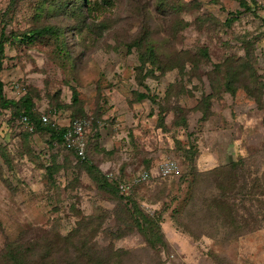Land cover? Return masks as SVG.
Segmentation results:
<instances>
[{
	"label": "rangeland",
	"instance_id": "374dc122",
	"mask_svg": "<svg viewBox=\"0 0 264 264\" xmlns=\"http://www.w3.org/2000/svg\"><path fill=\"white\" fill-rule=\"evenodd\" d=\"M1 38L0 264H264V0H0Z\"/></svg>",
	"mask_w": 264,
	"mask_h": 264
},
{
	"label": "built area",
	"instance_id": "2783aa9c",
	"mask_svg": "<svg viewBox=\"0 0 264 264\" xmlns=\"http://www.w3.org/2000/svg\"><path fill=\"white\" fill-rule=\"evenodd\" d=\"M23 122L26 126L31 129L32 127L29 126V122L26 117H22ZM43 122L47 121V117L42 115ZM87 125V120L85 119H74L72 124L69 128L66 129L64 134V143L67 147H73L75 149L76 154L78 157L83 159L85 157V137L84 131ZM172 172L177 173L176 165L171 159L164 160L158 169L156 170H140L138 176L134 178L135 182H144L149 181L150 179L154 178L156 175L160 177H166L170 175ZM123 190H128L129 185L126 183H121L119 186Z\"/></svg>",
	"mask_w": 264,
	"mask_h": 264
},
{
	"label": "trees",
	"instance_id": "16d2710c",
	"mask_svg": "<svg viewBox=\"0 0 264 264\" xmlns=\"http://www.w3.org/2000/svg\"><path fill=\"white\" fill-rule=\"evenodd\" d=\"M85 2H88L89 0H84ZM46 29H42L41 31H45ZM2 37V36H1ZM25 38H29V36H27V34H24L23 36V40ZM3 52H4V47H3V41H2V38L0 39V69H1V64H2V59H3ZM2 88H3V83L1 82L0 80V99H3V94H2ZM3 103L4 105H8L9 103L11 104H14L13 101L11 100H3ZM22 105L25 109L24 111V117L27 118L28 122L31 121L30 120V116H31V102L29 99L27 98H24V100L22 101ZM30 115V116H29ZM27 128H29L28 126H26ZM66 132V129L65 128H60L57 132H55V134H52V136L55 138V139H59V140H64V134ZM54 133V132H53ZM74 151V150H73ZM76 157L79 159L80 157H78V155L76 154V152L74 151ZM85 153H86V150H85ZM81 159V158H80ZM140 171H138L137 173H135L133 175V177H131V179L129 181H125V180H119L117 182V185H118V188L120 186L121 183H126L129 185V189H132L135 185L139 184V183H142V182H135L134 181V178H136L138 176ZM155 178V177H154ZM146 182V181H144ZM131 209H132V206H131ZM135 217L137 218L138 221H140V214H137L136 213V210L132 209ZM143 212V211H142ZM144 214V213H143ZM28 245V243H26ZM29 248H26V250H23V249H18L17 247H15L13 251H10V252H6V257L8 260H10L13 264H34V258H33V254H29L27 255L25 252L29 251ZM30 253H32V251H29ZM87 257V255H86ZM89 259V258H87Z\"/></svg>",
	"mask_w": 264,
	"mask_h": 264
}]
</instances>
